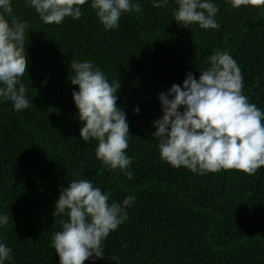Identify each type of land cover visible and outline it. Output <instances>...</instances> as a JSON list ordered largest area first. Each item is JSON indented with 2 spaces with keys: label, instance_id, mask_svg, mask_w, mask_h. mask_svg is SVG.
I'll return each mask as SVG.
<instances>
[{
  "label": "trees",
  "instance_id": "16d2710c",
  "mask_svg": "<svg viewBox=\"0 0 264 264\" xmlns=\"http://www.w3.org/2000/svg\"><path fill=\"white\" fill-rule=\"evenodd\" d=\"M133 2L140 13H124L117 28L105 29L91 0L79 19L59 25L44 24L25 0H12L14 15L29 24L22 80L30 107L16 111L0 98V216L13 221L0 226V242L12 249L5 264H59L51 244L61 230L54 206L80 178L110 192V202L135 197L127 221L103 241L104 257L84 264H264V167L251 176L174 168L160 158L153 137L162 116L159 95L182 86L188 73L199 79L215 50L230 53L244 94L264 111V6L234 9L229 0H212L220 27L205 30L175 22V0L159 8L155 0ZM73 60L90 61L120 82L131 179L96 158L95 140L80 138Z\"/></svg>",
  "mask_w": 264,
  "mask_h": 264
},
{
  "label": "clouds",
  "instance_id": "9594fccd",
  "mask_svg": "<svg viewBox=\"0 0 264 264\" xmlns=\"http://www.w3.org/2000/svg\"><path fill=\"white\" fill-rule=\"evenodd\" d=\"M229 2L234 9L264 6V0ZM86 3L88 0H25L46 25H59L67 17L79 19ZM175 3L174 21L182 27L219 29L215 19L219 9L212 0ZM167 4L168 0H155L153 7ZM90 7L105 29L117 28L124 13L142 11L141 4L133 0H91ZM28 28L27 21L14 15L12 0H0V98L10 101L16 111L30 107L28 87L22 80L28 69ZM206 63L209 67L200 70L199 79L188 73L182 86L173 84L158 97L162 116L153 124V137L158 140L160 158L174 168L185 167L201 175L221 170L254 175L264 167V111L244 94L241 69L229 52L215 50ZM69 67L70 82L78 88L72 98L82 125L80 138L95 140L96 158L131 179L133 173L126 171L132 164L126 155L129 126L126 114L117 107L120 82H110L90 61L73 60ZM133 111L138 114L139 109ZM111 195L81 178L61 190L53 212L60 217L61 230L51 238L59 264H84L104 257L103 241L127 221L126 209L135 201L128 196L122 203L110 202ZM9 219L0 216V226L8 225ZM11 260L12 249L0 242V264Z\"/></svg>",
  "mask_w": 264,
  "mask_h": 264
}]
</instances>
